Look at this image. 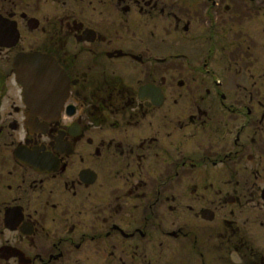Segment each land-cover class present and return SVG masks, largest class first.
<instances>
[{"label":"flooded vegetation","instance_id":"1","mask_svg":"<svg viewBox=\"0 0 264 264\" xmlns=\"http://www.w3.org/2000/svg\"><path fill=\"white\" fill-rule=\"evenodd\" d=\"M0 264H264V0H0Z\"/></svg>","mask_w":264,"mask_h":264}]
</instances>
